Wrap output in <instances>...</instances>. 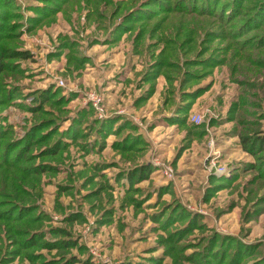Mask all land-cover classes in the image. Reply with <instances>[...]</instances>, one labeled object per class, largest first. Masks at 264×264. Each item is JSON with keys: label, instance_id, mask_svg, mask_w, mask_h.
Segmentation results:
<instances>
[{"label": "rangeland", "instance_id": "1", "mask_svg": "<svg viewBox=\"0 0 264 264\" xmlns=\"http://www.w3.org/2000/svg\"><path fill=\"white\" fill-rule=\"evenodd\" d=\"M0 264H264V0H0Z\"/></svg>", "mask_w": 264, "mask_h": 264}, {"label": "trees", "instance_id": "2", "mask_svg": "<svg viewBox=\"0 0 264 264\" xmlns=\"http://www.w3.org/2000/svg\"><path fill=\"white\" fill-rule=\"evenodd\" d=\"M4 1V0H3ZM5 6H3L2 8H4ZM18 57L20 59L26 60L28 59V55L24 54V53H19ZM2 67V66H1ZM184 111V110H180L179 112ZM186 112V111H184ZM186 114V113H184ZM118 118L113 119L111 122H103V123H99L97 126V132L96 136L100 137L101 139H106L107 135L111 134V133H115V137L120 138L118 142H116L114 144V148L116 149H120V151H129V150H133L131 149L132 147H134L137 144L142 143V139H137L133 138V137H124L122 138V133H124L127 129H131V131L134 130V127L129 125L128 123H120L117 121ZM118 122V124H117ZM173 122V121H172ZM122 124V125H121ZM124 128V129H123ZM122 136V137H121ZM99 146H101L102 148H105V145H103V143L99 144ZM65 147V145H64ZM149 174H151V168L150 167H141L139 169H135V171L132 172V174H130V176L128 175V180H130L131 184L134 186L135 183L137 182H142L144 180L147 179V176H149ZM135 177H138L137 181L135 179ZM134 187H132L133 189Z\"/></svg>", "mask_w": 264, "mask_h": 264}, {"label": "built area", "instance_id": "3", "mask_svg": "<svg viewBox=\"0 0 264 264\" xmlns=\"http://www.w3.org/2000/svg\"><path fill=\"white\" fill-rule=\"evenodd\" d=\"M102 102V100H100ZM191 122L195 123V124H200L201 123V118L197 117V116H193L191 118Z\"/></svg>", "mask_w": 264, "mask_h": 264}]
</instances>
